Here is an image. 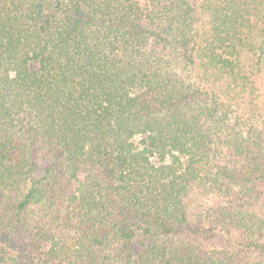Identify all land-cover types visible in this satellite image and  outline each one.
Listing matches in <instances>:
<instances>
[{"label":"trees","instance_id":"16d2710c","mask_svg":"<svg viewBox=\"0 0 264 264\" xmlns=\"http://www.w3.org/2000/svg\"><path fill=\"white\" fill-rule=\"evenodd\" d=\"M0 264H264V0H0Z\"/></svg>","mask_w":264,"mask_h":264}]
</instances>
